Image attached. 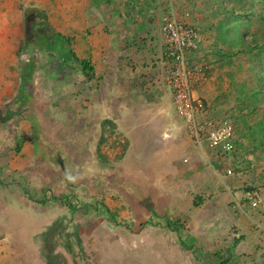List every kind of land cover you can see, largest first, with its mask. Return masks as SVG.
I'll list each match as a JSON object with an SVG mask.
<instances>
[{
	"label": "rangeland",
	"instance_id": "374dc122",
	"mask_svg": "<svg viewBox=\"0 0 264 264\" xmlns=\"http://www.w3.org/2000/svg\"><path fill=\"white\" fill-rule=\"evenodd\" d=\"M181 5L188 8L192 20L201 29L203 51L211 67L210 78L213 77L210 79L211 87L222 93L221 100L227 107L218 118L230 120L235 125L237 150L234 161L229 166L232 173L226 174L240 183L237 188L235 186L236 189H258L264 193V128L258 126L261 117H264V102L258 108L259 114L251 115V107L240 104V97L243 96L241 83L245 85L246 91L257 86L255 74L260 72V68H264V52L256 57L255 50L241 53L236 50L237 45L223 44L219 41L216 27V23L224 19L230 25L228 35L233 36L235 20L231 18L228 10L235 8L237 14L247 13L248 17L243 18L242 28L248 30L245 39L250 42L254 32L264 30V16H260L263 4L260 0H245L244 10L235 7L240 5L237 0H184ZM35 9V6H29L25 12V21L31 13L39 18L44 17L42 12ZM32 20L33 18L30 22ZM47 22L51 28L49 31L58 33L56 22L50 18H47ZM63 35L72 39L74 47L72 33ZM36 40L38 39L33 40L31 50L26 52L24 58L32 57L34 61L33 79L42 99L34 109L23 110V107V117L15 118L13 115L11 118L9 111H0V174L3 178L0 182V264H191L192 261V264H206V253L211 255L210 259L214 263L228 258L227 246L233 235L239 231L237 225L230 226L228 234L223 236H219L217 231L213 233L210 230L206 234L193 229L192 236L196 237V246L202 250L203 255L198 260L199 256L191 251L181 253L175 247L179 233L173 229V225L179 221L184 231H187V227L183 228L186 219L173 217L176 214V210H173V194H164V203L157 201L154 214L146 209L140 213L141 203L144 205L147 201L141 199L142 190L148 192L151 187L145 186L141 179L125 181L119 178L122 173L121 157L127 148V142L122 143L121 139L125 138H114V134L107 131V140L100 150L106 156V161L101 159L97 153L99 150L95 136L98 130L94 133L93 128L88 129L84 122L76 123L77 125L73 123L75 118L78 119L77 113L72 110L73 101L81 95V88L84 89L83 84H86L77 69V63L71 61L67 53L52 48L49 51L42 50L40 42ZM219 50L229 53L234 62L226 63L227 57L221 52L219 54ZM20 64L19 57V72ZM63 107L65 112L61 114L59 110ZM70 111L71 116L74 114L72 120L68 117ZM27 112L36 121V129H31L28 139H23L24 132L20 123L26 120L24 116ZM9 118L11 119L8 120ZM39 119L44 122L43 125ZM58 119H61L60 122ZM83 127H86L85 139L78 140L74 136L79 135ZM18 131L22 133L20 141L16 137ZM41 138L50 142L48 146H41L44 148L39 147L34 153L30 149L32 153L27 151L23 158L20 157L23 147L33 148L34 143L37 147L39 143L36 141ZM27 141L29 144L25 145ZM17 145L21 146L18 152ZM156 147L159 148L154 144L153 148ZM54 148L62 149L58 150L59 154L64 151L67 155L66 170L76 165L83 170L82 173L72 177L70 181L63 180L59 167L55 168L52 163H48L45 155L50 151L49 159L57 160L58 155L51 151ZM17 157L19 160L16 162ZM26 158L30 162H26ZM59 161L62 164L60 158ZM100 164L103 166L99 167ZM8 169H11L10 173ZM86 176H96L97 181L90 179L83 185L82 182L89 179ZM98 178L103 182L120 180L122 184H117L114 188L107 187L100 192L96 187ZM134 187H140V190L131 193L128 188L133 190ZM126 190L129 191L130 198ZM61 194L67 195V199H58ZM204 195L206 198L207 194ZM204 195L195 199L199 206L202 205ZM115 198L124 202L120 204L121 208L114 207L117 202ZM69 201L75 202L78 210L70 209L67 204ZM81 202L90 203L91 206L85 210ZM206 202L203 203L206 208L202 207L201 211L211 208L213 212L212 208L216 204ZM125 203L136 210H129ZM159 204L164 208L159 207ZM194 207L195 205L191 208ZM112 212H115V216ZM238 212H244L243 207H238ZM197 215H201L199 211ZM149 221L153 224L146 225ZM205 237H209L212 244L207 241L205 243ZM217 252H222L221 257L216 255ZM187 257L192 260L188 261Z\"/></svg>",
	"mask_w": 264,
	"mask_h": 264
},
{
	"label": "crops",
	"instance_id": "0c3cea01",
	"mask_svg": "<svg viewBox=\"0 0 264 264\" xmlns=\"http://www.w3.org/2000/svg\"><path fill=\"white\" fill-rule=\"evenodd\" d=\"M183 1L0 0V111L23 117V107V110L30 109L31 104L34 109L42 99L35 80L32 97L26 106L18 99L21 87L17 69L19 57L21 61L32 59L24 58L28 50L20 52L26 39L28 20L25 21L24 16L30 5L35 6L36 11L47 14V18L56 22L58 33H72L77 57L92 63L95 71L90 79L83 73L80 62L76 64L86 84L77 100L74 98L72 110L78 119L75 118L73 123L84 122L94 133L98 130L95 134L97 149L101 137L108 136L107 131L110 134L115 131L125 138L127 148L121 157L119 178L141 179L145 186L151 187V191L144 192L141 197L147 201L141 205L140 213L146 209L154 214L157 201L164 203V194H173V210H176L173 217L186 219L182 223L191 235L194 229L206 234L210 230L217 231L223 236L228 234L230 226L237 225L239 231L227 246L229 264H264V257L261 258L264 256V206L253 208L245 201V190L236 189L239 182L226 174V164L217 158L215 151L206 144L195 145L187 136L185 121L177 113L172 90L167 84L168 62L161 36L164 17L174 13L196 24L191 13L185 15L188 8L181 5ZM35 17L36 14L33 20ZM33 25H37V20ZM31 43L27 45L29 50ZM212 78L199 85L195 95L203 97L209 105V114L218 118L227 107L221 100L222 93L211 87ZM59 112L64 113V107ZM29 116L27 112L26 120L20 123L23 139H28L31 129L35 130L36 121ZM73 116L70 111L69 119ZM85 131L86 127H83L74 137L85 139ZM154 144L159 148H153ZM22 149L19 154L22 158L27 151L35 152V147ZM15 160L17 162L19 158ZM7 171L10 173L11 169ZM104 175L108 176V173ZM61 177L67 179L63 174ZM204 194H207L206 198ZM200 195L204 196L199 206L195 199ZM206 201L216 204L213 212L211 208L201 211L202 207L206 208ZM106 202L110 205L108 200ZM121 203L124 202L117 201L114 207L121 208ZM162 204L159 207L163 209ZM238 207H243L244 212H238ZM151 224L150 221L146 223ZM203 240L210 242L209 237ZM175 246L181 253L189 251L179 245L178 237ZM217 246L222 247L221 244Z\"/></svg>",
	"mask_w": 264,
	"mask_h": 264
},
{
	"label": "trees",
	"instance_id": "16d2710c",
	"mask_svg": "<svg viewBox=\"0 0 264 264\" xmlns=\"http://www.w3.org/2000/svg\"><path fill=\"white\" fill-rule=\"evenodd\" d=\"M240 2V5L236 6V8H239L240 10H244L243 4L245 3V0H237ZM260 3L263 4L262 9L263 11L260 12V16H264V0H260ZM228 12L231 14V18L234 19L235 24L233 26V28L235 29V34L233 36L228 35L229 32V28L230 25L227 24L224 19H220L217 23H216V27L218 30V38L219 41H221L223 44H235L237 45L236 50L241 52V53H250L252 51H257L255 53L256 57H260V53L264 52V30H259V32H254L252 35V41H246L245 37L247 35L248 30H244V28H242V24H243V18L247 19L248 14L247 13H241L238 12L239 14L236 13V9L232 8L230 10H228ZM248 12V11H246ZM237 14V15H236ZM38 18V19H37ZM37 20V25H33L36 23ZM246 24V23H245ZM50 26L48 25L47 22V16L44 14L43 18H39L38 16L34 18V20H32L31 22L26 24V39H25V43H23L22 47H21V51H25L28 50L26 52H29L30 50L28 49L29 46H27L28 44H30L34 38H37L38 40H36V42H40L41 48L42 50H50L55 49L60 51L61 53H67V55L69 56L70 60L77 63L80 62V66L82 67L83 73L85 74V76L90 79L94 76V67L92 65V63L88 60H80L74 49H73V44H72V39L70 37H66L64 36L62 33H57L56 31L51 33L49 31ZM262 40V41H261ZM261 41V42H260ZM41 50V51H42ZM223 54L227 57V62L228 64L233 63L234 61L231 59V56L229 55V53L227 52H223V51H218V53ZM68 61V60H67ZM67 61H65V63H67ZM64 65V64H63ZM33 68H34V61L33 59H31L30 61H21L20 64V76H21V87L19 90V94H18V99L21 101V103L26 106V103L30 101V98L32 97L31 94V90L33 89ZM255 77L257 79V86L255 88H252L251 90L246 91V87L245 85H243L241 83V93L243 94L242 97H240V104L242 105H248L251 107V110L249 112V115L253 114H259L258 112V108L259 106H262V102H264V68H260V72L258 74H255ZM29 105V104H28ZM30 108H32L31 104L29 105ZM12 111V110H11ZM16 114V113H15ZM15 114H11L10 113V117L15 115ZM18 115H16L17 117ZM247 116V115H246ZM15 117V118H16ZM12 118V117H11ZM11 118H9L8 120H10ZM17 121V120H15ZM259 127L264 128V117H261V121L258 124ZM36 129V128H35ZM113 130V129H111ZM19 132V131H18ZM114 131H112L111 134H113ZM22 136V133L19 132L17 134V138L20 141ZM33 136V135H32ZM43 139V138H41ZM41 139H37V143H39V146L37 145L36 147V143L35 144V150L38 151L40 148H44L41 146H48V144L50 142L46 141V140H41ZM107 140V137H105L104 135L101 137V139L99 140V144H98V152L100 153L102 144H104V142ZM238 146H240V143L238 144ZM40 147V148H39ZM17 152L21 150V146L17 145L16 147ZM58 150L62 151V149L59 148H54L51 151H55V154L58 155L57 160H53L52 158H50L49 152L47 151V153L45 155H47L48 158V163H52V166L57 168L59 167L60 169V173L63 174V176H67L68 173L70 176L66 177L67 179H69V181L71 180L72 177L74 176H79L82 173V169L79 168L78 166L74 165L71 168H68L66 170L65 164L68 161V158L65 156L64 151L63 153L58 152ZM62 154V155H61ZM101 158L106 161V156H104L102 153H100ZM59 158L62 160V164L59 161ZM62 166V167H61ZM98 175V174H97ZM84 176V174H83ZM89 177V179L85 180L82 182L83 185H85V183L87 181H90V179H93L94 181H97V177L95 176H86ZM125 181L130 180L129 177H122ZM120 178V179H122ZM66 179V180H67ZM102 179L98 178V182L96 183V187L99 189L100 192H103V190H105V188L107 187H116L117 184H122L120 180L118 181H101ZM3 181V178L1 177L0 174V182ZM9 183V182H8ZM6 183V184H8ZM79 184H81V181H79ZM81 184V186H82ZM129 191L131 193H135L136 191L140 190V187H134L133 190H131L130 188H128ZM107 191V190H106ZM129 191L126 190L127 192V196L129 197ZM55 192V191H54ZM53 192V193H54ZM144 191L142 190V195H143ZM88 193L85 194V196H87ZM60 196V195H59ZM55 197V196H53ZM70 197H73L72 195H70ZM58 199H62V198H66L67 199V195L65 194H61L60 197H57ZM130 198V197H129ZM245 201H247L245 199ZM249 203V201H247ZM83 205V208L85 210H87V208L90 205V203H85V202H81ZM70 207V209H72L73 211L78 210V206L75 204V202H68L67 203ZM130 208L131 211H135L136 209L133 208L130 204H127ZM142 205V203H141ZM264 206V204H263ZM261 206V207H263ZM82 208V209H83ZM260 208V207H259ZM111 214H113L115 216V212H112ZM173 226H175L173 229L177 231L178 234V242L179 245H181V247L185 250H189L191 251L194 255L196 254L198 257V260L200 259V257H203L201 251L199 250V248L196 246L197 245V240L196 237L192 236L190 233H188V231H184L182 229V224L180 222L174 224ZM184 228V226H183ZM182 232L184 233V235H182ZM237 242V241H236ZM178 245V244H177ZM176 247V246H175ZM217 256L221 257L220 253L217 252L216 253ZM210 254L206 253L204 255L206 261V264H229L231 259L230 258H226V259H222V260H218L215 263L213 261H211L210 259ZM195 260V261H198ZM200 262V261H198ZM193 263V261H192ZM191 263V264H192Z\"/></svg>",
	"mask_w": 264,
	"mask_h": 264
},
{
	"label": "built area",
	"instance_id": "2783aa9c",
	"mask_svg": "<svg viewBox=\"0 0 264 264\" xmlns=\"http://www.w3.org/2000/svg\"><path fill=\"white\" fill-rule=\"evenodd\" d=\"M186 16L190 12H186ZM168 62L167 84L172 90L177 113L185 121L187 136L197 146L212 148L231 174L237 150L235 125L227 119L209 114V105L203 97L195 95L196 88L210 78L211 67L203 51V36L198 25L174 13L164 17L161 27ZM114 138H120L114 131ZM125 143L124 139H121ZM244 199L253 208L264 204L258 189L245 191Z\"/></svg>",
	"mask_w": 264,
	"mask_h": 264
},
{
	"label": "water",
	"instance_id": "95a60500",
	"mask_svg": "<svg viewBox=\"0 0 264 264\" xmlns=\"http://www.w3.org/2000/svg\"><path fill=\"white\" fill-rule=\"evenodd\" d=\"M34 17V13H31L28 17L27 20L30 21Z\"/></svg>",
	"mask_w": 264,
	"mask_h": 264
},
{
	"label": "clouds",
	"instance_id": "9594fccd",
	"mask_svg": "<svg viewBox=\"0 0 264 264\" xmlns=\"http://www.w3.org/2000/svg\"><path fill=\"white\" fill-rule=\"evenodd\" d=\"M123 155V154H122Z\"/></svg>",
	"mask_w": 264,
	"mask_h": 264
}]
</instances>
